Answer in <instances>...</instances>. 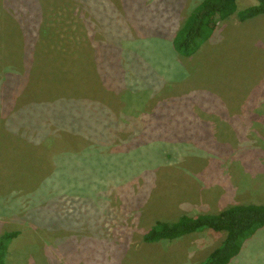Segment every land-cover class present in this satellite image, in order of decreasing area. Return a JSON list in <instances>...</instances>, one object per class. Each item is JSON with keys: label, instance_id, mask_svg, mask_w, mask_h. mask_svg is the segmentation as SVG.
<instances>
[{"label": "rangeland", "instance_id": "374dc122", "mask_svg": "<svg viewBox=\"0 0 264 264\" xmlns=\"http://www.w3.org/2000/svg\"><path fill=\"white\" fill-rule=\"evenodd\" d=\"M201 2L0 0L7 264H200L226 232L145 233L264 203V15L184 58L172 40ZM261 231L230 264H264Z\"/></svg>", "mask_w": 264, "mask_h": 264}, {"label": "trees", "instance_id": "16d2710c", "mask_svg": "<svg viewBox=\"0 0 264 264\" xmlns=\"http://www.w3.org/2000/svg\"><path fill=\"white\" fill-rule=\"evenodd\" d=\"M242 1L202 0L173 37L172 45L176 53L184 58L194 56L213 36L218 23L233 16L246 22L264 15V0H254V4L239 9ZM261 229H264V204H236L218 214H184L176 221H157L145 233L143 240L157 243L206 230L224 231L226 237L221 245L200 264H230L241 253L245 242ZM19 235L20 231L14 230L0 236V264H7L10 245Z\"/></svg>", "mask_w": 264, "mask_h": 264}, {"label": "crops", "instance_id": "0c3cea01", "mask_svg": "<svg viewBox=\"0 0 264 264\" xmlns=\"http://www.w3.org/2000/svg\"><path fill=\"white\" fill-rule=\"evenodd\" d=\"M261 204H264V203H261ZM261 232H263V231L260 230V231H258L255 235L258 236V234L261 233ZM258 238H259V239H263L262 236H259ZM240 254H241V253H240ZM240 254H239V255H240Z\"/></svg>", "mask_w": 264, "mask_h": 264}]
</instances>
